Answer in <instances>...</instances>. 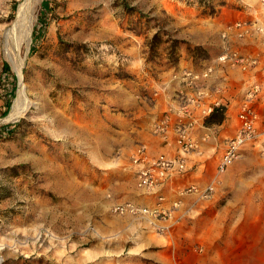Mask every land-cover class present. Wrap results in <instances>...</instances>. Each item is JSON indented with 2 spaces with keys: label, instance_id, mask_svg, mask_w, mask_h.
<instances>
[{
  "label": "rangeland",
  "instance_id": "rangeland-1",
  "mask_svg": "<svg viewBox=\"0 0 264 264\" xmlns=\"http://www.w3.org/2000/svg\"><path fill=\"white\" fill-rule=\"evenodd\" d=\"M21 1L0 0V264L219 260L225 237L240 239L239 224L218 217H264V182L251 184L254 204H241L233 175L208 198L158 206L137 186L130 156L150 148L156 93L172 72L213 61L227 25L264 23L259 0H41L20 79L3 31ZM21 87L23 113L4 121ZM128 203L138 210L114 209ZM204 223L221 236L202 237ZM220 254L221 264H238ZM254 254L234 256L256 264Z\"/></svg>",
  "mask_w": 264,
  "mask_h": 264
},
{
  "label": "crops",
  "instance_id": "crops-1",
  "mask_svg": "<svg viewBox=\"0 0 264 264\" xmlns=\"http://www.w3.org/2000/svg\"><path fill=\"white\" fill-rule=\"evenodd\" d=\"M230 44L241 54L243 59L239 65L234 66L224 63L217 64V71L209 78L203 80L209 86L210 91L208 95L201 94L200 89L195 90L188 87L181 89L187 97H199L202 103L220 99L227 109L222 122L204 128L197 125L191 130V138L197 143V148L188 155V162L192 165V169L182 176L170 179L169 183L162 189L166 201L174 200L178 197L176 194V189L178 188L189 184L204 186L210 182L215 173V166L222 151L224 138L234 132L237 103L242 97V91L250 83H260L262 86L258 105L261 107L260 110L264 116V38L255 30H249L242 38H236L234 33H231ZM253 60L254 62H249ZM211 62H214V60ZM182 68L192 67L181 66L177 69ZM193 68L198 69L200 67ZM175 85L176 83L172 81L170 75L169 84L165 83L161 86V90L156 93V95L159 94L157 109L161 113L170 105L174 107L178 105V90L174 87ZM223 127L224 130H221L220 128ZM152 136L153 139L150 146L152 151L174 153L176 144L172 134L166 141L155 135ZM232 176L235 192L239 194V198L245 200L241 204H254L258 197L256 184L259 181L264 182V155L249 148L242 151L239 158L219 177L217 182L219 188L223 187L225 182ZM252 182H256L253 186L254 190L251 185ZM248 184L251 186L247 187ZM262 196L264 197V193ZM262 203H264V198ZM203 219L205 223H208L207 227H210L209 217H203ZM227 219L230 223L232 222V226L233 224H239L234 237L240 240L237 245L235 242H230L227 243V246V238L231 236H226V239H224V249L217 251L220 255L219 260L217 259L216 262L214 259L210 260L211 264H221L222 256L220 253L222 252L226 259L233 260L235 263L238 262V264L244 263L241 256L239 257L240 260H237V256H234L237 254L255 253L256 264L258 253L262 255L260 258L264 259V217H218V221L226 222ZM205 223L203 224L205 228L200 233L202 237L211 239L221 236V233L213 235L206 233ZM255 230L257 232H254ZM231 235L233 238V234Z\"/></svg>",
  "mask_w": 264,
  "mask_h": 264
},
{
  "label": "built area",
  "instance_id": "built-area-1",
  "mask_svg": "<svg viewBox=\"0 0 264 264\" xmlns=\"http://www.w3.org/2000/svg\"><path fill=\"white\" fill-rule=\"evenodd\" d=\"M264 10V0H259ZM249 30H255L264 38V23L236 21L227 25L220 33L221 51L214 59L202 67L175 69L171 78L178 92V105L168 106L161 116L152 124V134L166 141L173 135L176 144L174 153L152 151L146 144L138 146L130 156V165L139 188L152 192L157 197V205H162L165 195L162 189L170 179L182 176L192 169L188 162V155L197 148V143L191 138V130L197 125L204 128V119L211 114L215 107L226 105L220 99L202 103L199 97H187L181 89L184 87L200 89V93L209 94V86L203 80L213 75L217 64L239 65L243 59L241 54L230 44V35L236 38L244 37ZM249 62H254L249 61ZM262 86L260 83H250L242 91V97L236 106L235 127L233 134L224 138L221 154L215 166V173L210 182L204 186L189 184L176 189L177 196L197 193L200 197L208 198L212 195L219 177L237 159L242 151L249 148L258 150L264 148V116L258 105ZM197 109V110H195ZM206 137V136H205ZM204 137V139H205ZM174 201L172 204L177 205ZM132 203L126 206L118 205L114 209L134 211ZM138 210V208L136 209ZM147 211V210H145Z\"/></svg>",
  "mask_w": 264,
  "mask_h": 264
},
{
  "label": "bare ground",
  "instance_id": "bare-ground-1",
  "mask_svg": "<svg viewBox=\"0 0 264 264\" xmlns=\"http://www.w3.org/2000/svg\"><path fill=\"white\" fill-rule=\"evenodd\" d=\"M40 2L41 0H22L19 3L15 21L9 26L5 27L3 31L5 38L4 56H6L11 67L16 71L18 74L17 76H19L20 79L21 70L25 60V55L22 56L21 54V48L24 46L26 49H28L29 47L34 14L37 5ZM23 95L25 96L24 88L21 87L18 91L16 99L14 100L12 109L9 111L5 119H3L4 121H12L21 116L23 110L21 109L22 105L20 102ZM24 107L26 108V106ZM1 261L2 258L0 257V263Z\"/></svg>",
  "mask_w": 264,
  "mask_h": 264
},
{
  "label": "trees",
  "instance_id": "trees-1",
  "mask_svg": "<svg viewBox=\"0 0 264 264\" xmlns=\"http://www.w3.org/2000/svg\"><path fill=\"white\" fill-rule=\"evenodd\" d=\"M5 70H8V66L5 65L4 66ZM15 80V78H13V81ZM224 110L225 108L222 106L219 107H215L213 109V111L211 112L210 115H208L205 119H204V124L207 126H210L212 124H218L220 122H222V120L224 119ZM4 129H8V126H3Z\"/></svg>",
  "mask_w": 264,
  "mask_h": 264
}]
</instances>
